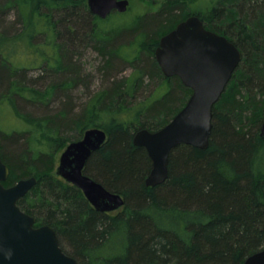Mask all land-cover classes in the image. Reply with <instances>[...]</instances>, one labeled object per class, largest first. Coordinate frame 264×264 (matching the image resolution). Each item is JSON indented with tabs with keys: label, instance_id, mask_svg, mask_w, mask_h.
I'll return each mask as SVG.
<instances>
[{
	"label": "trees",
	"instance_id": "16d2710c",
	"mask_svg": "<svg viewBox=\"0 0 264 264\" xmlns=\"http://www.w3.org/2000/svg\"><path fill=\"white\" fill-rule=\"evenodd\" d=\"M194 10L188 0H164L156 12L112 31L103 22L119 12L100 18L87 0H0V20L15 13L24 23L14 36L8 34L16 21L0 30V41H24L41 57L38 75L28 78L27 69L37 66L9 63L0 50V104L14 107L32 126L28 132L0 130V151L10 167L6 184L37 178L19 205L38 224L52 225L79 264H243L264 248V171L257 167L264 155V0H210ZM191 14L227 35L243 56L214 105L209 146H176L168 178L148 186L152 160L134 135L165 126L192 93L179 76L163 73L155 48ZM122 46H133L132 56L121 54ZM89 50L99 56L98 72L107 82L95 94L94 75L82 61ZM127 65L134 69L130 76L123 74ZM151 85L169 90L139 99ZM81 88L90 97L79 104L74 93ZM27 104L44 112L21 113ZM92 127L103 128L108 139L85 171L125 197L115 212L96 210L80 188L54 174L58 154Z\"/></svg>",
	"mask_w": 264,
	"mask_h": 264
},
{
	"label": "water",
	"instance_id": "95a60500",
	"mask_svg": "<svg viewBox=\"0 0 264 264\" xmlns=\"http://www.w3.org/2000/svg\"><path fill=\"white\" fill-rule=\"evenodd\" d=\"M87 4L95 16L104 19L114 11L126 12L130 0H87ZM155 55L163 73L168 77L178 75L192 93L165 126L158 130L142 128L134 135V143L143 146L152 160V169L146 177L148 186L163 183L168 178L170 154L176 146H209L214 105L243 56L227 35L207 28L197 14L188 16L162 36ZM259 134L264 137V121ZM107 138L103 128L87 129L81 139L66 146L56 171L79 187L92 206L101 212L116 211L126 204L121 193L109 190L85 173L89 157ZM8 177L9 166L0 153V264H78L61 246L53 226L35 227L36 217L18 205V200L36 185L37 178H24L5 186ZM243 264H264V248L249 255Z\"/></svg>",
	"mask_w": 264,
	"mask_h": 264
},
{
	"label": "rangeland",
	"instance_id": "374dc122",
	"mask_svg": "<svg viewBox=\"0 0 264 264\" xmlns=\"http://www.w3.org/2000/svg\"><path fill=\"white\" fill-rule=\"evenodd\" d=\"M164 0H130V6L128 10L125 12V14L119 12L118 14H114L108 18H110L106 23L103 22V26L105 29H111L112 31H120L121 28H128L130 25H132L135 20H137L138 16L141 14H144L146 11L147 12H156L162 5ZM189 6L192 9V12L195 11L194 9H198L200 6L208 5L210 3V0H195L192 2V0H188ZM118 12V11H117ZM18 15L15 13H11L8 16H2V20H0V30H4L6 26L12 25L11 22H15V28L10 29V34L8 35H13L14 33L20 31L24 27V23L22 20L18 21ZM107 18V19H108ZM39 29H43V24H39L38 26ZM38 29V30H39ZM122 30V29H121ZM42 32V31H41ZM14 36V35H13ZM43 35L40 34L37 37V42H40L43 40ZM35 40V43H37ZM29 44V43H28ZM29 44V46L24 42V41H13V40H8L7 43H4L0 41V47H1V53L2 57L7 58L9 63H13L16 66L20 67H28V66H33L36 65L37 68L33 69L29 67L27 69V75L28 78H34L35 76L38 75L39 72V67L40 65L38 64L41 62V57L37 55V52L32 45ZM28 47L30 51L32 50L33 54H27L26 48ZM4 48V49H2ZM41 48L48 52L53 53V49L49 44H43L41 45ZM35 50V51H34ZM121 54L128 55L129 57L132 56L133 54V46H122L121 48ZM36 54V56L34 55ZM54 55V54H53ZM134 57V56H133ZM85 62L87 72H91L94 75V82L91 84V94H95L100 90H103V87H106L107 82L103 83L102 78L100 76V73L98 72V66L100 64V59L97 53L93 50H89L86 54V56L82 60ZM41 64V63H40ZM52 64H55L54 61H52ZM134 69L131 68L129 65L125 66L123 68V74L126 76H130L133 73ZM169 90L168 85H162L161 87H156V85H151L148 90L143 88L141 91L138 93V98H147L148 96H152L151 99H156L158 97L163 96L164 94L167 93ZM77 93V94H76ZM84 93V88L79 89V91H75V95H78L80 98V103L82 104V97L83 101L87 100L90 96L87 94V96ZM188 100V99H187ZM187 100L183 102L185 105ZM182 104L181 107L184 105ZM58 101L53 102L50 105V108L54 109L57 107ZM21 113H31L33 116H39L42 115L43 109L38 108L27 104V105H22L21 107ZM46 112V110H45ZM32 126L28 124L24 118L20 117L18 114L17 110L9 105L8 103H2L0 104V130L5 131L7 133L13 132V131H24L28 132ZM61 155V152L58 154V157ZM57 166V165H56ZM257 167L261 170L264 171V155L258 160L257 162ZM56 173V167L54 170V174ZM64 247L66 250H69L67 245L64 244Z\"/></svg>",
	"mask_w": 264,
	"mask_h": 264
},
{
	"label": "flooded vegetation",
	"instance_id": "af4514ba",
	"mask_svg": "<svg viewBox=\"0 0 264 264\" xmlns=\"http://www.w3.org/2000/svg\"><path fill=\"white\" fill-rule=\"evenodd\" d=\"M191 15H193V14H191ZM198 15V14H197ZM190 16V15H189ZM187 18V17H186ZM185 18V19H186ZM203 20V19H202ZM204 21V20H203ZM204 24H205V22H204ZM205 26L207 27V25L205 24ZM208 28V27H207ZM165 35V34H164ZM163 35V36H164ZM162 37V36H161ZM161 37H160V39H161ZM160 45V40H159V44L156 46V48H155V50L157 49V47ZM155 57H156V55H155ZM178 76V75H177ZM180 78V77H179ZM188 87V86H187ZM190 88V87H189ZM192 90V89H191ZM89 129V128H88ZM84 135V134H83ZM107 136H108V134H107ZM83 137V136H82ZM81 137V138H82ZM80 138V139H81ZM108 139V138H107ZM74 141V140H73ZM70 143V142H69ZM68 143V144H69ZM67 144V145H68ZM66 148V147H65ZM64 151V150H63ZM62 151V152H63ZM62 152H61V154H62ZM0 153H1V151H0ZM1 155H2V153H1ZM61 156V155H60ZM60 156H59V158H58V162H57V166H58V164H59V161H60ZM2 159H3V157H2ZM3 161H4V159H3ZM5 162V161H4ZM6 163V162H5ZM7 164V163H6ZM8 165V164H7ZM57 166H56V171H57ZM86 169V168H85ZM85 173H86V171H85ZM9 174H10V167H9ZM56 174V173H55ZM87 174V173H86ZM57 175V174H56ZM89 175V174H88ZM57 176H59V175H57ZM59 177H61L62 179H64L62 176H59ZM8 179V178H7ZM21 179H24V178H21ZM20 180V179H19ZM19 180H17L15 183H13V184H6V181H4V184H5V186H12V185H14V184H16ZM65 180V179H64ZM66 181V180H65ZM67 182V181H66ZM67 183H69V184H72V183H70V182H67ZM72 185H74V184H72ZM74 186H76V185H74ZM77 187V186H76ZM79 188V187H78ZM85 195V194H84ZM24 197V196H23ZM23 197H21V198H23ZM86 197V196H85ZM20 198V199H21ZM19 199V200H20ZM19 200H18V205H19ZM88 200V199H87ZM20 206V205H19ZM21 207V206H20ZM121 209V208H120ZM119 209V210H120ZM25 211V210H24ZM117 211V210H116ZM112 212H115V211H112ZM28 213V212H27ZM107 213H109V212H107ZM30 214V213H29ZM41 225H45V224H38L37 222L35 223V227H39V226H41ZM49 225V224H48ZM52 226V225H51ZM56 230V229H55ZM57 231V230H56ZM58 233V232H57ZM60 243H61V240H60ZM61 246H62V244H61ZM63 247V246H62ZM63 249H64V247H63ZM65 250V249H64ZM65 252H67L66 250H65ZM68 253V252H67ZM69 254V253H68ZM69 255H71V254H69ZM72 256V255H71ZM74 257V256H73ZM77 260V259H76ZM77 263L79 264V262H78V260H77Z\"/></svg>",
	"mask_w": 264,
	"mask_h": 264
}]
</instances>
